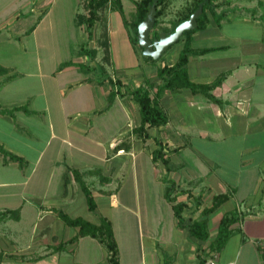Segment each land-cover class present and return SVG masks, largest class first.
I'll return each mask as SVG.
<instances>
[{
    "label": "crops",
    "instance_id": "1",
    "mask_svg": "<svg viewBox=\"0 0 264 264\" xmlns=\"http://www.w3.org/2000/svg\"><path fill=\"white\" fill-rule=\"evenodd\" d=\"M126 1L121 0L123 12ZM247 1L251 4L245 11L227 13L219 24L208 13L207 27L192 36L196 48L219 45L204 54L212 55L210 60L192 56L187 64L195 82L209 83L227 73L210 91L219 101L188 88L164 91L161 103L169 120L150 128L143 141L134 132L138 106L123 92L140 85L153 89L160 82L155 65L137 60L114 67L111 59H103V43L97 37L105 33L110 49L108 27L98 34L99 27H94L88 38L85 25L76 23L78 14L87 15V10L79 11L83 0H0V66L5 68L0 74V109L13 110L0 111V145L25 162L6 160L0 153V212L18 210L16 219L0 222L28 219L32 227L31 239L24 243L0 229V264H108L103 246L90 236L75 238L78 227L67 225L61 214L94 224L108 219L120 264L125 259L127 264H205L215 254L218 264H261L257 242L264 239V0ZM251 8H257L256 13L246 12ZM108 12L123 17L117 9ZM225 22L233 24L231 30H224ZM253 32L257 38L251 37ZM125 36L134 53L128 32ZM83 44L97 50L94 59L78 55ZM175 59L171 51L162 61ZM79 64L98 73L102 65L106 71L94 75ZM135 65L150 68L148 74ZM109 76L120 79L121 87L107 106L113 88ZM159 147L169 159V171L153 160L152 151ZM162 170L167 180L161 178ZM74 172L90 189L94 210H89ZM97 173L105 179L99 180ZM169 186L174 202L165 196ZM222 193H229V199L206 216L208 239L191 236L189 224L204 218L202 210L211 205L213 195ZM176 202L186 203L180 222ZM234 209L240 217L230 226L233 233L219 252H212L221 217ZM133 240L138 241L135 258L130 254Z\"/></svg>",
    "mask_w": 264,
    "mask_h": 264
},
{
    "label": "trees",
    "instance_id": "2",
    "mask_svg": "<svg viewBox=\"0 0 264 264\" xmlns=\"http://www.w3.org/2000/svg\"><path fill=\"white\" fill-rule=\"evenodd\" d=\"M170 0H136L135 1V11L132 15V19L130 22L124 20V24L128 30V36L131 44L134 47L140 48L141 56L143 60L147 64L156 66V76L160 80V82L154 86L153 89L147 88L144 85H140L134 89L124 88L123 94H129L132 96V99L138 106L139 110V125L134 128V132L136 135L143 141L149 138L148 130L153 127H159L161 125H165L169 116L167 110L161 103V96L164 91L178 92L182 88H188L193 93H204L209 99L213 101H219L215 98L210 91L219 86L224 78L226 77V72L219 73L211 82L209 83H200L194 82L188 73L187 64L189 58L192 56L204 55L217 47H203L196 48L193 46L192 36L195 32L199 30H203L207 27L209 23V15L215 20L217 24L227 15V13L233 11L229 7H223L220 9L221 5H231V1L224 0L221 3H214V0H192L188 6H186L185 10L181 12L176 18L170 21V26H162L156 28L157 24L160 22V17L165 13V9L168 7ZM154 3L155 8V22L152 28V32L150 34L151 39H155L158 37L160 32H165L169 34L174 31L175 27L182 21L189 18V16L198 8L199 4L202 5V13L200 17L197 19V27L193 30H185L182 36L178 39V41L168 47L167 52L174 45L179 44L180 50L178 51L177 57L173 63H164L162 61V56L158 59H153L151 56H145L142 54V48L138 44L137 40V26L138 24L145 19L147 11ZM108 5H110L111 9H117L121 14H123V8L121 0H86L87 7V15L78 14L76 16V23L78 25L84 24L88 38L91 39L93 36V28L95 22L99 19V12L104 10ZM219 9V10H218ZM209 11V12H208ZM257 8L246 9V12L251 14L256 13ZM99 42L103 43V51L105 52L103 59L109 61L110 53H109V43L107 37L103 41L101 39ZM97 50L95 48L89 47L87 44H83L78 48V55H87L91 59H94L96 56ZM70 62H63L60 64L59 68H62L68 65ZM85 70H88L89 73L94 75H103L106 71L105 67L101 65V73L95 71V68L90 67L89 65L79 64ZM5 72V68L0 66V74ZM109 83L113 85V88L109 91L108 94V104L110 106L115 94L120 91L121 83L120 79L112 80V78L108 77ZM152 85V83H151ZM116 87V88H115ZM116 89V90H115ZM20 108V107H19ZM15 108V109H19ZM22 108V107H21ZM1 112L12 113L13 110H3L0 109ZM0 153L4 156L6 160L17 161L20 165H24V160L5 150L0 145ZM153 160L161 161L164 165L165 170L169 171V159L162 152V148L159 147L152 151ZM74 177L76 181L79 182L81 189L85 195L87 206L89 210L95 209V201L90 189L85 185L84 181L80 178V174L74 172ZM173 186H169L166 188L165 196L168 200L174 202V199L170 197V193ZM229 193H222L213 195L211 205L202 210V216L199 220L192 221L189 226V234L197 239L202 241H206L209 237V231L206 222V216H208L211 212L216 210L220 205L226 202L229 199ZM186 205L185 202H176L173 204L174 213L177 219L181 220V211L183 207ZM18 217V210H5L0 212V219H16ZM61 217L70 226L78 227V233L75 238L80 236H90L96 239L105 249L107 253V261L108 264H120L119 256H118V246L116 240L114 238L113 229L111 222L106 218H101L98 224L91 223L82 218H74L70 219L65 215L61 214ZM240 217V214L234 209L224 213L221 217L216 237L210 243V250L212 252H219L223 245L226 243L229 236L233 233L230 229V226L236 222Z\"/></svg>",
    "mask_w": 264,
    "mask_h": 264
},
{
    "label": "rangeland",
    "instance_id": "3",
    "mask_svg": "<svg viewBox=\"0 0 264 264\" xmlns=\"http://www.w3.org/2000/svg\"><path fill=\"white\" fill-rule=\"evenodd\" d=\"M135 1L136 0H133V2H132V0H130V1H126L125 2V6L126 7H125V10H124V12L122 14L123 15L122 18H120V16H118L117 13H113L112 15L109 12L107 13V11H111L112 10L110 8V5H108L104 10L99 12L101 17H99V19L95 22V26H94L95 29H97L99 27V29H97V31H96L97 34L99 32L103 31L102 27L105 26V24L108 27V37H110V43H111V46H110V49H109V53H110V57H111L110 59H111L114 67L121 66V65L126 66V65H129L130 63L137 62V60H138V62H140L141 65L144 62L143 57L141 56V53H140V48L138 46L137 47L133 46V49H134V53H133V51H131L130 46L126 42L125 33L128 32L127 29H129V28H127L126 26H124V27L121 26V22L122 21H124V20H126L128 22L131 21L132 15H133V13L135 11ZM191 1L192 0H170L168 7L165 9V13L159 18L160 22H159V24H157L156 28H159V25H160V27H162V26H170L171 25L170 21L172 19L176 18L179 14H181V12H183L185 10L186 6H188V4ZM215 1H218V0H215ZM227 1H231V5H232L231 9H233V11L230 10L229 13H235V14L238 13V12L240 13L241 11H245V9H243V8L245 6H249V4H251L247 0H238V1L237 0H227ZM82 9L84 11L87 10L86 0H83L82 6L79 9V11H82ZM260 11L263 13L264 10L260 9ZM105 12L107 13L106 14V19H105V15H104V18H103V14ZM263 23H264V20H263ZM230 27L231 28L233 27V24L231 22L229 24L226 23V22L224 23V30L228 31L230 29ZM242 27H244V26H238L237 29H240L242 31H243V29L245 30V27L244 28H242ZM151 32H152V30H151ZM93 33H95V30H93ZM240 33L244 34L241 31H240ZM1 37L3 38V36H1ZM105 37H106V34L102 32V33L98 34L97 38H99V39H101V41H103L105 39ZM251 37L257 38V34L253 32ZM10 38L13 39L14 36H12ZM55 39H56V37H55ZM99 39H98V41H99ZM1 41L3 43H6V40L4 38ZM30 42H31V40H28L29 44H30ZM42 42L46 43V39H42ZM16 43L18 44V41ZM218 43H222V42H217V44ZM90 44L95 45L94 42H91ZM211 44H214V42L212 41ZM213 46L217 47L219 45H213ZM203 47L204 46H200L198 48H203ZM0 48L2 49L1 43H0ZM179 50H180V45L179 44L174 45L172 48L169 49L168 52L166 51L162 55V59L163 58L164 59L167 58L168 54L171 51L177 57V54H178ZM103 54H105L104 51L101 53V55H103ZM202 57H208V58H205V59H209L210 60L212 55L211 56L204 55ZM28 59H30V56L28 57ZM160 62H163V61H160ZM134 68H136L140 72H145L146 74H148L149 69H150V68H147V67H142V66H137V65H135ZM125 69L127 71V68H123V71ZM202 83H205V82H202ZM162 172H164V174L161 175V178L164 179V180H167L165 178V171L162 170ZM94 177H95V175H94ZM96 177H98L99 180H102V179L104 180L105 179V176L102 175L101 173H97ZM95 183H97V182H95ZM154 202H156V200ZM155 204H157V203H155ZM154 208H157V207L154 205ZM217 216H219V215H216L215 218H217ZM142 218L143 219L145 218L144 214H142ZM2 221H4V220H2ZM2 228H4L5 232L7 230L9 231V234L11 235V239L12 240L15 241V238L17 237L18 241H20L21 243L27 242L28 240L31 239V236H32V227H31L30 221L28 219H23L20 224H18L14 220H10V221L8 220L6 222H0V229H2ZM211 230H212V228H211ZM136 233H137V231H136ZM137 243H138V241H137ZM137 243L134 242V240H133V243H132V246H131L132 249L130 247V249H131L130 254L134 258H135L136 254H137L136 253V251H137L136 248H137V245H138ZM120 247H121V250H122L121 255L123 254V259H125L122 242H121V246ZM103 250H105V249H103ZM118 253H119V249H118ZM118 256L120 258L119 254H118ZM125 264H127L126 259H125Z\"/></svg>",
    "mask_w": 264,
    "mask_h": 264
},
{
    "label": "water",
    "instance_id": "4",
    "mask_svg": "<svg viewBox=\"0 0 264 264\" xmlns=\"http://www.w3.org/2000/svg\"><path fill=\"white\" fill-rule=\"evenodd\" d=\"M202 13V5L199 4L198 8L189 16L188 19L180 22L173 32L166 34L160 32L155 39L150 38V33L154 25L155 8L154 3L147 11L146 17L137 26V40L139 46L142 48V54L151 56L153 59H158L167 50L168 47L178 41L185 30H193L197 27V19Z\"/></svg>",
    "mask_w": 264,
    "mask_h": 264
},
{
    "label": "built area",
    "instance_id": "5",
    "mask_svg": "<svg viewBox=\"0 0 264 264\" xmlns=\"http://www.w3.org/2000/svg\"><path fill=\"white\" fill-rule=\"evenodd\" d=\"M257 246H258V252H259V256H260V261L261 264H264V239H261L257 242ZM216 255V254H215ZM215 255H213L212 257H209L205 264H218L216 262V257Z\"/></svg>",
    "mask_w": 264,
    "mask_h": 264
}]
</instances>
